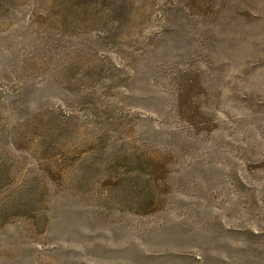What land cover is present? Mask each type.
<instances>
[{"label": "rangeland", "instance_id": "obj_1", "mask_svg": "<svg viewBox=\"0 0 264 264\" xmlns=\"http://www.w3.org/2000/svg\"><path fill=\"white\" fill-rule=\"evenodd\" d=\"M112 1L0 0V264H264V0Z\"/></svg>", "mask_w": 264, "mask_h": 264}, {"label": "trees", "instance_id": "obj_2", "mask_svg": "<svg viewBox=\"0 0 264 264\" xmlns=\"http://www.w3.org/2000/svg\"><path fill=\"white\" fill-rule=\"evenodd\" d=\"M106 0H75V2L71 5L70 8H75L82 13H87L88 17L85 18L84 24H97L98 26L105 27L107 26L108 20L107 17H112L115 14H118L121 11L120 7L113 4L114 1L110 0L109 4H104ZM134 5H132V10H134ZM131 10L130 8H128ZM136 10V8H135ZM145 15L149 14L144 13ZM106 17V18H105ZM88 18H90L88 20ZM177 98L175 99L174 107L175 112L180 118L182 122H184L188 127L204 131L207 127L208 123L207 119H202L199 117L196 106H192V102L188 97H186V86L181 83L177 86ZM123 156V155H122ZM122 156H118V160L127 162L128 159L123 158ZM117 158V157H116ZM166 164V163H165ZM138 167L137 181H134V186L139 189L141 194L138 202V208L141 210H150L153 206H155V197L156 192L164 189V186L167 182H156L155 175L157 176L163 175V179L165 180V172L163 171L164 160L157 159L154 156H141L135 159V163ZM147 171L145 173H141V170ZM111 179L113 181H111ZM106 180L110 182H114L115 187H120L121 183H124L125 180L127 183L132 181L130 175L128 173H121L118 176L106 177ZM152 180V181H151ZM138 183V184H137ZM161 188V189H160Z\"/></svg>", "mask_w": 264, "mask_h": 264}]
</instances>
